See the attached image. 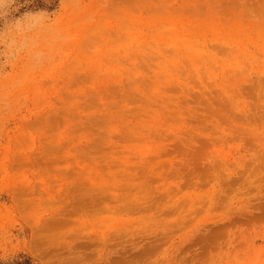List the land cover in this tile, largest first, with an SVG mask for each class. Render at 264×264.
Wrapping results in <instances>:
<instances>
[{"label": "rangeland", "instance_id": "obj_1", "mask_svg": "<svg viewBox=\"0 0 264 264\" xmlns=\"http://www.w3.org/2000/svg\"><path fill=\"white\" fill-rule=\"evenodd\" d=\"M0 264H264V0H0Z\"/></svg>", "mask_w": 264, "mask_h": 264}]
</instances>
